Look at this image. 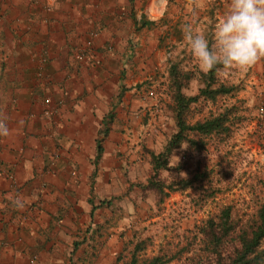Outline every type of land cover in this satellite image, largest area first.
I'll use <instances>...</instances> for the list:
<instances>
[{"label": "crops", "instance_id": "0c3cea01", "mask_svg": "<svg viewBox=\"0 0 264 264\" xmlns=\"http://www.w3.org/2000/svg\"><path fill=\"white\" fill-rule=\"evenodd\" d=\"M229 3L0 0V116L11 130L0 137V264H113L125 235L112 211L128 190L127 147L143 137L142 97L136 88L134 99L119 96V51L140 17L181 5L217 27ZM246 72L264 84V61Z\"/></svg>", "mask_w": 264, "mask_h": 264}, {"label": "rangeland", "instance_id": "374dc122", "mask_svg": "<svg viewBox=\"0 0 264 264\" xmlns=\"http://www.w3.org/2000/svg\"><path fill=\"white\" fill-rule=\"evenodd\" d=\"M175 7L170 6L156 18L143 17L142 21L152 25L129 32L126 47L119 51L126 60L127 84L122 99H134V88L142 97L143 111L137 124L143 129V137L127 147L132 157L126 170L128 190L120 199L114 198L119 200L117 205H123L112 212L121 213L122 219L117 221L122 222L125 235L113 264L129 261L139 242L146 256L160 250L175 253L183 247L184 251L169 264H215L216 255L199 244L198 228L225 206L233 208L234 221L245 224L264 204V84L239 68H224L216 75L213 88L223 83L233 88L232 93L213 103L199 99L187 112L188 123L194 124L232 108L230 129L205 137L201 151L183 145L172 154L169 165L177 170L160 171L156 178L165 187L167 197L154 190L144 192L140 187L153 176L150 153L162 152L177 131L172 112L173 71L179 72L184 95L196 96L203 87L200 74L206 70L192 53L184 27L191 26L210 44L215 42V22L193 15L194 11L183 15V7ZM180 180L190 181L189 187L180 189L176 185Z\"/></svg>", "mask_w": 264, "mask_h": 264}, {"label": "trees", "instance_id": "16d2710c", "mask_svg": "<svg viewBox=\"0 0 264 264\" xmlns=\"http://www.w3.org/2000/svg\"><path fill=\"white\" fill-rule=\"evenodd\" d=\"M142 19L140 20L141 27L149 28L152 25V22L142 21ZM221 69L224 68L218 66L217 69L200 74L203 87L199 89L196 96H186L181 92L182 84L179 80V72L173 71L172 84L175 92L172 97L174 102L172 112L177 131L169 137L162 152L157 155L150 153L149 163L153 176L147 181L146 185L140 184L144 192L154 190L161 197H167L164 192L165 187L156 178L160 171L171 172L177 170V168H172L169 165L172 154L183 145L201 151L205 145V137L220 134L230 129L232 125V108H227L222 113L211 115L194 124H189L187 120L188 108L199 99L213 103L218 97H224L233 92L232 87H228L223 83H218V86L213 88L216 84L217 72ZM122 92L123 90L119 96H122ZM113 116L111 112L107 116V120L103 121V129L100 131L103 137L106 136L109 130ZM195 136L198 138H194ZM100 153L101 146L100 141H98L97 160ZM176 185H179L180 189H186L189 187L190 181L180 180ZM167 187L172 188L171 186ZM233 214V208L225 206L215 217L208 219L203 228H198V234L201 235L199 244L208 253L216 255L218 259L215 264H264V204L258 208L255 218L245 224L234 221ZM143 251L142 242L137 243L131 252L129 261L124 264H169L174 258L176 259L177 254L184 251V248H179L175 253L160 250L158 254L152 256H146ZM192 251L196 253L197 250L195 248Z\"/></svg>", "mask_w": 264, "mask_h": 264}, {"label": "clouds", "instance_id": "9594fccd", "mask_svg": "<svg viewBox=\"0 0 264 264\" xmlns=\"http://www.w3.org/2000/svg\"><path fill=\"white\" fill-rule=\"evenodd\" d=\"M184 36L200 66L206 71L222 68L250 69L264 61V0H230L217 25L215 42L185 26ZM6 117L0 116V137L11 135ZM21 207L19 198L13 201Z\"/></svg>", "mask_w": 264, "mask_h": 264}, {"label": "built area", "instance_id": "2783aa9c", "mask_svg": "<svg viewBox=\"0 0 264 264\" xmlns=\"http://www.w3.org/2000/svg\"><path fill=\"white\" fill-rule=\"evenodd\" d=\"M150 95H152V94H150Z\"/></svg>", "mask_w": 264, "mask_h": 264}]
</instances>
